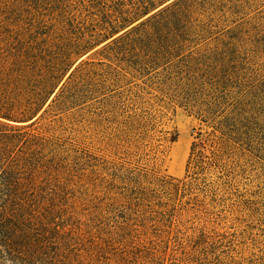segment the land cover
<instances>
[{
    "label": "trees",
    "instance_id": "obj_1",
    "mask_svg": "<svg viewBox=\"0 0 264 264\" xmlns=\"http://www.w3.org/2000/svg\"><path fill=\"white\" fill-rule=\"evenodd\" d=\"M249 6L0 0V264H264L235 174L256 142L243 57L264 48ZM173 105L199 122L181 178Z\"/></svg>",
    "mask_w": 264,
    "mask_h": 264
},
{
    "label": "rangeland",
    "instance_id": "obj_2",
    "mask_svg": "<svg viewBox=\"0 0 264 264\" xmlns=\"http://www.w3.org/2000/svg\"><path fill=\"white\" fill-rule=\"evenodd\" d=\"M225 6L231 4L252 3L244 10V19L264 17V0H224ZM242 70L249 91L252 94L256 110L255 150L247 153L239 161L236 169L238 191L243 199L251 200L254 211L244 220V230L250 239H257L260 248H264V48L262 51L249 50L243 57ZM165 128L175 129L177 139L170 145L163 164L165 174L181 178L190 150L192 133L199 127V122L177 106L165 110ZM84 135V133H83Z\"/></svg>",
    "mask_w": 264,
    "mask_h": 264
}]
</instances>
